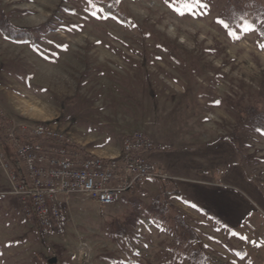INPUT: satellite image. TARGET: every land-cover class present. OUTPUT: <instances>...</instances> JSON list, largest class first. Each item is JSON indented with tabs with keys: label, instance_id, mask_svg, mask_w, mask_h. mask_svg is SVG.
<instances>
[{
	"label": "rangeland",
	"instance_id": "1",
	"mask_svg": "<svg viewBox=\"0 0 264 264\" xmlns=\"http://www.w3.org/2000/svg\"><path fill=\"white\" fill-rule=\"evenodd\" d=\"M227 5L120 0L126 25L86 0H0L14 25L42 27L37 47L0 32L4 122H46L103 156L129 134L159 140L158 127L167 157L185 155L192 170L144 179L108 206L70 196L66 232L46 236L0 167V264H192L199 245L217 264H264V195L236 160L240 145L264 179V134L240 121L241 107L264 112V38L230 28ZM2 150L16 168L11 139Z\"/></svg>",
	"mask_w": 264,
	"mask_h": 264
},
{
	"label": "built area",
	"instance_id": "2",
	"mask_svg": "<svg viewBox=\"0 0 264 264\" xmlns=\"http://www.w3.org/2000/svg\"><path fill=\"white\" fill-rule=\"evenodd\" d=\"M29 135L31 140H19ZM22 161L27 182L19 181L5 152L0 149V167L11 181L10 193L18 197L25 215L35 219L43 235L64 234L68 199L80 195L101 205H112L118 196L132 190L141 179L168 178L145 154L155 143L144 132L127 135L117 156L80 153V144L68 134L39 122L8 135Z\"/></svg>",
	"mask_w": 264,
	"mask_h": 264
},
{
	"label": "trees",
	"instance_id": "3",
	"mask_svg": "<svg viewBox=\"0 0 264 264\" xmlns=\"http://www.w3.org/2000/svg\"><path fill=\"white\" fill-rule=\"evenodd\" d=\"M90 5L100 9L105 15L111 16L117 19L119 22L126 25L131 24L130 18L120 8V0H86ZM226 18L230 28H244L249 25L255 28L258 33L264 38V4L259 0H228ZM42 27L25 28L14 25L8 20L3 11H0V32L9 40L16 42H29L33 47L40 46V40L37 35V30H41ZM171 51V50H170ZM240 121L248 122L255 130L264 134V112L257 106H245L240 109ZM3 117L0 115V149H3V145L8 139V135L11 132L12 126L4 122ZM239 123L233 126V130L230 134V139L233 143L238 144L240 142V136L238 135ZM31 140V136L26 135L19 137V140ZM12 143V142H11ZM76 151L80 153H86L85 148L79 144L71 145ZM237 162L244 170L245 175L260 189L264 195V179L257 175L251 168L250 160L251 154H246L240 145L236 146ZM147 157V154H145ZM15 166L19 173V181H26V172L21 160L15 155ZM144 179L139 180L135 187L130 191L131 194H135V190L140 188ZM168 200L165 202L168 205L169 199L180 196V191L174 190L166 193ZM17 201H19L17 199ZM159 206V205H158ZM207 214H210L207 211ZM182 226L189 231V240H198V235L194 233L191 226L182 222ZM123 234L125 230L120 228ZM191 237V238H190ZM192 264H217V261L207 254L203 249V246L191 250L189 253Z\"/></svg>",
	"mask_w": 264,
	"mask_h": 264
},
{
	"label": "crops",
	"instance_id": "4",
	"mask_svg": "<svg viewBox=\"0 0 264 264\" xmlns=\"http://www.w3.org/2000/svg\"><path fill=\"white\" fill-rule=\"evenodd\" d=\"M151 128L152 127H149V130H151ZM156 130L158 131V134L160 136L159 140L151 137V135L147 133L153 139V141L155 143V149L148 153L147 158L150 161L154 162L160 168V170L162 172H164L165 174L168 175V177H169V175H171L174 178L182 179V175L179 174L178 172L179 171L181 172L182 170L186 169L189 166L190 159L186 158L185 155H183L184 157L182 155H175L173 157L172 156L167 157L165 151H163V149L165 147V146H163L164 145L163 141H166L163 138V132H160V129L158 127L156 128ZM82 146L84 147V145H82ZM120 147L121 146H119V148H118V153L121 149ZM166 148H170V147L166 146ZM85 150L88 151L89 153L99 154V153H97V152H99L98 149H95L91 146L89 148H85ZM8 156H10V155H8ZM193 160H194V164H196L197 158H194ZM195 166H197V164L194 165V167ZM172 170L175 173H171L170 171H172ZM189 170H191V169L189 168Z\"/></svg>",
	"mask_w": 264,
	"mask_h": 264
},
{
	"label": "snow or ice",
	"instance_id": "5",
	"mask_svg": "<svg viewBox=\"0 0 264 264\" xmlns=\"http://www.w3.org/2000/svg\"><path fill=\"white\" fill-rule=\"evenodd\" d=\"M218 22L221 23L224 27L228 26L224 21H218Z\"/></svg>",
	"mask_w": 264,
	"mask_h": 264
}]
</instances>
